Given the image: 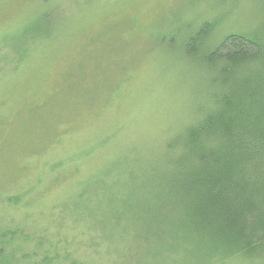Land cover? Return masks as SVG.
I'll return each instance as SVG.
<instances>
[{"label":"rangeland","instance_id":"1","mask_svg":"<svg viewBox=\"0 0 264 264\" xmlns=\"http://www.w3.org/2000/svg\"><path fill=\"white\" fill-rule=\"evenodd\" d=\"M234 32L263 37L264 0H0V214L97 252L94 264H139L119 254L131 235L100 239L85 227L99 220L72 213L122 220L151 186L137 160L150 165L207 105L206 52Z\"/></svg>","mask_w":264,"mask_h":264},{"label":"trees","instance_id":"2","mask_svg":"<svg viewBox=\"0 0 264 264\" xmlns=\"http://www.w3.org/2000/svg\"><path fill=\"white\" fill-rule=\"evenodd\" d=\"M205 60L216 68L212 83L218 90L150 165L137 160V177L143 176L137 183L145 176L152 182L147 191L138 185L142 195L128 204L122 220L116 213L99 219L87 204L68 216L73 222L99 220L85 227L100 239L102 229L109 237L131 235L136 243H126L119 254L139 264H264V35L229 33ZM113 220L115 228L106 224ZM44 232H25L0 214V264L96 261L97 252L77 256L59 232ZM149 245L156 248L147 252Z\"/></svg>","mask_w":264,"mask_h":264}]
</instances>
